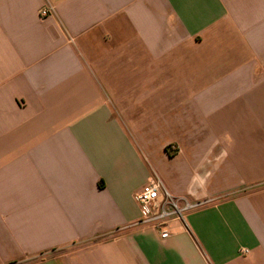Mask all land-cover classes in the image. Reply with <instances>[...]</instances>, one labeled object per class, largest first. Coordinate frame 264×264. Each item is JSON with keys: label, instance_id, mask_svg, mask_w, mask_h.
I'll use <instances>...</instances> for the list:
<instances>
[{"label": "crops", "instance_id": "1", "mask_svg": "<svg viewBox=\"0 0 264 264\" xmlns=\"http://www.w3.org/2000/svg\"><path fill=\"white\" fill-rule=\"evenodd\" d=\"M0 264H264V0H0Z\"/></svg>", "mask_w": 264, "mask_h": 264}, {"label": "built area", "instance_id": "2", "mask_svg": "<svg viewBox=\"0 0 264 264\" xmlns=\"http://www.w3.org/2000/svg\"><path fill=\"white\" fill-rule=\"evenodd\" d=\"M50 10H43L42 15L47 16ZM135 201L140 209L138 224L151 226L158 230L163 239L171 236L168 227L172 220H184L188 212L197 210L204 203L191 202L188 199L174 197L165 187L164 183L154 176L135 194ZM249 250H241L246 255Z\"/></svg>", "mask_w": 264, "mask_h": 264}]
</instances>
